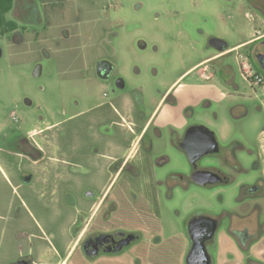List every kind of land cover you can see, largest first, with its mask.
Masks as SVG:
<instances>
[{
	"label": "rangeland",
	"instance_id": "374dc122",
	"mask_svg": "<svg viewBox=\"0 0 264 264\" xmlns=\"http://www.w3.org/2000/svg\"><path fill=\"white\" fill-rule=\"evenodd\" d=\"M7 16L20 27L0 36V141L11 132L38 133L51 124L48 134L53 141L62 133L66 136L60 138L64 153L54 154L62 164L54 195L51 182L46 195L33 196L32 189L33 195L27 198L34 215L20 206L17 191L0 171V264H7L18 249L32 245L61 248L66 243L60 264H70L76 243L70 232L73 214L100 180L88 168L89 162L98 158L95 148L102 150L103 145L95 137V125L98 119L106 118L111 134L120 130L109 106L97 107L113 100L115 94L110 82L94 75L96 60L110 59L115 74L125 79L129 96L135 99L136 94L143 95L149 108L159 98L158 89L164 90L181 72L216 52L206 46L209 35L221 36L231 45L252 37L256 12L241 4L234 6L230 0H15ZM141 40L147 44L145 49L138 45ZM253 60L243 48L215 65H233L235 81L246 97H256L253 89L260 85H253V79L248 78L251 74L242 68L251 66L264 76ZM196 77L189 83L193 91L200 84L207 92L223 86L219 74L210 80ZM180 112L181 108L172 113ZM262 121L263 117L256 115L248 124L256 127ZM170 155L173 170L188 166L183 155ZM15 163L16 168L29 170L36 178L45 171L36 153L16 156ZM5 169L13 179L11 167ZM46 173V177L55 178L54 169ZM210 205L215 207V198L193 187L171 199L169 207L173 208L162 216L169 230L162 235L164 243L155 256L156 264H186L184 218ZM213 253L216 264H221L230 253L238 255L239 251L222 238ZM251 253L264 262V237ZM239 261L237 258L235 263Z\"/></svg>",
	"mask_w": 264,
	"mask_h": 264
},
{
	"label": "flooded vegetation",
	"instance_id": "af4514ba",
	"mask_svg": "<svg viewBox=\"0 0 264 264\" xmlns=\"http://www.w3.org/2000/svg\"><path fill=\"white\" fill-rule=\"evenodd\" d=\"M230 3L256 12L253 36L231 45L221 36L209 35L206 46L216 52L181 72L164 90L158 89L159 98L149 108L143 95L136 94L135 99L129 96L125 79L115 74L110 59L96 60L94 75L110 82L115 94L113 100L97 107L109 106L120 130L111 134L106 118L98 119L95 125V137L103 145L102 150L95 148L98 158L89 162L88 168L100 180L73 214L70 232L76 243L70 264H156L155 256L164 243L162 235L169 230L162 216L173 208L169 207L172 198L192 187L214 197L215 207L210 205L184 218L186 264L195 249L200 252L198 264H216L213 249L222 244V238L239 253H230L221 264H264L251 253L254 244L264 237V76L252 71L251 66H242L245 73L261 77L260 82L252 80L253 85H260L253 89L257 96L246 97L235 81L234 66L215 65L245 48L254 66L264 72V62L259 59L264 55V0ZM18 25L13 31L19 29ZM138 45L141 49L147 47L142 40ZM136 73H140L138 68ZM218 74L223 86L216 85L207 92L200 84L198 90H191L192 78L210 80ZM179 108L182 113L174 115L172 112ZM256 115L263 121L250 127L249 120ZM51 127L47 125L38 133L14 131L0 141V171L17 191L20 206L31 215L34 212L27 198L33 195L32 189L33 196H44L54 183L53 196L57 178L62 175L60 158L54 154L64 153L61 139L66 135L62 133L53 141L48 134ZM170 152L183 155L188 166L170 168ZM33 153L45 169L37 178L31 171L15 167L16 156L29 157ZM8 166L13 170V179L5 169ZM48 169H54V179L45 176ZM66 248L67 243L61 248L32 245L14 251L7 264H60ZM237 258L239 263H235Z\"/></svg>",
	"mask_w": 264,
	"mask_h": 264
},
{
	"label": "trees",
	"instance_id": "16d2710c",
	"mask_svg": "<svg viewBox=\"0 0 264 264\" xmlns=\"http://www.w3.org/2000/svg\"><path fill=\"white\" fill-rule=\"evenodd\" d=\"M15 0H0V36L18 28V23L8 18L13 9Z\"/></svg>",
	"mask_w": 264,
	"mask_h": 264
},
{
	"label": "water",
	"instance_id": "95a60500",
	"mask_svg": "<svg viewBox=\"0 0 264 264\" xmlns=\"http://www.w3.org/2000/svg\"><path fill=\"white\" fill-rule=\"evenodd\" d=\"M0 55H1V50H0ZM261 62H264V55L259 57ZM102 63H99V68H101ZM199 250L195 249L194 252L190 255V257L188 258V262L189 264H198V260L200 259L199 257Z\"/></svg>",
	"mask_w": 264,
	"mask_h": 264
},
{
	"label": "built area",
	"instance_id": "2783aa9c",
	"mask_svg": "<svg viewBox=\"0 0 264 264\" xmlns=\"http://www.w3.org/2000/svg\"><path fill=\"white\" fill-rule=\"evenodd\" d=\"M251 78H253L254 82H260L261 81V77L254 74V73L251 74Z\"/></svg>",
	"mask_w": 264,
	"mask_h": 264
}]
</instances>
